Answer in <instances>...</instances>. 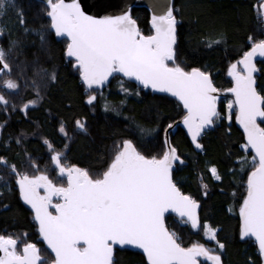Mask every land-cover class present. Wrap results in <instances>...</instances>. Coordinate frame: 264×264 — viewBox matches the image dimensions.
<instances>
[{
  "label": "trees",
  "instance_id": "1",
  "mask_svg": "<svg viewBox=\"0 0 264 264\" xmlns=\"http://www.w3.org/2000/svg\"><path fill=\"white\" fill-rule=\"evenodd\" d=\"M263 1L173 0L172 3L177 43L175 60L169 66L178 65L186 72L199 69L210 76L218 90L219 117L214 119V128L200 136L199 151L180 126L169 133L170 143L180 158L172 171V180L183 194L198 203L199 227L194 229L185 223L186 218L173 214L166 215L164 223L182 247L203 245L220 255L221 264H263L253 240L241 239L240 208L247 196L248 175L254 170L253 154L243 148L246 143L236 111L227 107L232 99L222 96L233 85L229 77L231 65L238 63L251 48L249 36L256 42L264 39L260 9ZM5 9L0 15V24L5 25L0 48L6 53L4 62L9 65L8 71L0 76V95L7 101L0 103V123L7 122L4 132L34 133L48 138L54 151L66 150L65 160L88 171L91 177L99 173L93 178H99L107 170L118 151L117 145L125 140L131 141L147 158L163 156L165 130L185 115L178 101L152 93L118 75L102 90L86 89L74 61L65 56L68 42L57 40L50 30L48 8L44 4L35 0H8ZM131 16L142 34L152 33L146 8H132ZM257 68L256 89L264 96V61L258 62ZM8 80L18 87H3ZM93 94L96 99L88 104L86 99ZM26 103H31L32 108L23 114ZM77 121L84 123V130L79 129ZM259 124L264 127V122ZM25 146L36 151L43 148L38 139L32 144L28 141ZM16 149L11 141L10 147L0 152V158L6 155L14 161L21 153ZM245 159L247 164L242 165ZM212 167L217 169L219 180L210 172ZM1 175L0 235L18 240V251L24 244H35L39 255L50 264L54 258L40 238L32 212L22 202L10 177ZM205 224L216 230V241L205 236ZM217 241L224 245L223 249L218 248ZM113 264L147 263L137 250L116 247ZM199 264L212 263L203 257L199 258Z\"/></svg>",
  "mask_w": 264,
  "mask_h": 264
},
{
  "label": "snow or ice",
  "instance_id": "2",
  "mask_svg": "<svg viewBox=\"0 0 264 264\" xmlns=\"http://www.w3.org/2000/svg\"><path fill=\"white\" fill-rule=\"evenodd\" d=\"M7 2L0 0V14ZM42 3L49 9L46 15L55 36L69 40L66 55L75 58L74 67L89 89L103 85L114 73H122L144 87L170 93L187 110L183 123L196 147L201 148L197 138L219 117L217 96L213 95L217 89L210 76L199 69L186 72L178 65L169 66L175 60L177 43V20L171 10L153 16L154 34L144 35L129 12L95 18L86 15L77 0ZM249 41L251 50L238 62L243 65V73L237 71V64L231 65L229 75L235 86L227 91L235 95L234 103L239 109L236 119L247 137L243 148L255 153L251 158L254 170L247 179V196L240 208L241 239L254 237L264 257V127L257 123L258 119L264 122V96L256 90L254 73L258 69L253 62L257 56L264 57V39L256 42L249 36ZM5 56L0 48V72L9 69ZM4 85L8 89L18 87L11 80ZM95 99L90 96L87 103L92 104ZM0 103L7 104L2 95ZM28 107L25 105V110ZM227 107L231 110L233 102ZM77 126L85 128L81 121H77ZM60 131H64L63 127ZM117 148L99 178L93 179L88 171L78 167L63 166L62 153L51 159L60 176H66L67 187L55 186L46 175L19 178L21 197L34 210L39 234L54 254L53 264H113L117 245L142 249L148 264H198V257L221 264L220 255L213 254L212 249L200 244L184 248L175 233L165 227L164 213L169 209L186 218L185 223L192 228L199 227L198 203L182 195L171 178L173 162L179 160L176 149L169 145L161 158H147L131 141L125 140ZM245 164L246 159L242 161ZM210 172L220 179L215 167ZM41 188L44 195H40ZM54 196L60 197L61 202L53 204ZM50 207L55 209V215ZM204 228L208 239L216 241V230L207 224ZM17 245L18 240L0 236V264H46L35 244H24L19 251ZM217 245L224 248L219 241Z\"/></svg>",
  "mask_w": 264,
  "mask_h": 264
},
{
  "label": "water",
  "instance_id": "3",
  "mask_svg": "<svg viewBox=\"0 0 264 264\" xmlns=\"http://www.w3.org/2000/svg\"><path fill=\"white\" fill-rule=\"evenodd\" d=\"M35 1H37V2H40V3H42V0H35ZM66 2H71V0H66ZM77 2L78 3H80V5H81V8H82V10L85 12V14L86 15H91V16H93V17H95V18H103L104 16H110V15H120V14H125V12H129L130 13V15H131V10H132V8H135V7H144V8H146L147 10H148V12H149V25H150V27L152 28V17L153 16H160V15H165L166 13H167V11L168 10H171L172 11V3H173V0H77ZM42 4H44V3H42ZM45 5V4H44ZM46 6V5H45ZM262 6H264V1H263V3L261 4V7H260V9H261V13H262V17H263V21H264V7H262ZM47 7V6H46ZM49 10V9H48ZM132 17V16H131ZM133 18V17H132ZM48 19H49V21H50V18L48 17ZM50 24H51V21H50ZM137 24V23H136ZM50 30L52 31V33L54 34V36H55V33H54V30H52L51 29V27H50ZM152 34H154V29L152 28V33L150 34V35H152ZM0 36H1V34H0ZM55 38L57 39V40H66L68 43H69V40L66 38V37H56L55 36ZM66 50H67V48H66ZM66 50H65V56H66V58L68 59V60H73L74 61V65H75V58H69V57H67V55H66ZM251 50V48L248 50V51H250ZM243 58V57H242ZM241 58V59H242ZM260 61H264V57H259V56H257V57H255L254 58V63H255V66H256V68H257V63L258 62H260ZM235 64H237V71L238 72H241V73H243V65H240L239 63H235ZM0 66H2V65H0ZM75 68H77V67H75ZM231 69V68H230ZM258 69V68H257ZM8 71V69H6V70H4L3 72H0V75L1 74H3L4 72H7ZM192 71V70H191ZM190 71V72H191ZM229 72H230V70H229ZM115 75H118V76H120L121 78H124L125 80H127V81H129V82H132V83H134V84H136L137 86H139V87H141V88H145V89H148V90H150L152 93H155V94H163V95H165V96H168V97H171V98H173V99H175L176 101H178L180 104H181V106H182V108H183V110H184V112H185V115L181 118V119H179V120H177L176 122H174L172 125H171V127H168L166 130H165V132H164V134H163V142H164V146H165V151L167 150V147L170 145L171 147H173L172 145H171V143H170V140H169V133L171 132V133H173L174 131H175V129L177 128V126H180L184 131H185V133H186V135H187V138H188V140L190 141V143L199 151V150H201V148H197L196 147V145H195V143L192 141V138H191V134L189 133V131H188V128H187V126L183 123V119H184V117L187 115V110L183 107V103L181 102V101H179L178 100V98H176V97H174V96H172L170 93H167V92H161V91H158V90H154V89H152L150 86L149 87H144L139 81H137V80H135V78H129V77H126V76H124L122 73H114L112 76H110L109 77V79L103 84V85H101V86H93V88L94 89H96V90H102L104 87H106L108 84H109V82H110V80L113 78V76H115ZM258 75V71L256 72V73H254V77H255V81H256V76ZM229 77L231 78V80H232V87H234L235 86V80H234V78L231 76V75H229ZM80 80H81V82H82V84L85 86V88L86 89H89L88 87H87V85L83 82V80H82V78H81V75H80ZM213 83V82H212ZM214 86V85H213ZM256 86V85H255ZM215 87V86H214ZM257 90V89H256ZM258 92V91H257ZM213 95H215V96H218V90H217V92L216 93H214ZM91 96H95L94 94L93 95H91ZM222 96H229L232 100H233V103L235 102V95L233 94V93H231V92H225V93H223L222 94ZM88 99H89V97L86 99V102L88 101ZM234 106H235V109H236V113H237V115H238V111H239V109H238V106L237 105H235V103H234ZM216 108H217V112H218V106H217V104H216ZM237 117V116H236ZM262 121L260 120V119H258L257 120V123H261ZM237 124L239 125V127L241 128V130H242V132H243V134H244V138H245V143H247V137H246V134H245V132H244V129H243V127H242V125H240V123L237 121ZM214 128V125H212V126H210V127H207L206 129H204L203 131H202V133H201V135L203 134V132L204 131H209V130H211V129H213ZM81 130V129H80ZM200 135V136H201ZM200 136L197 138V141H196V143H198V140H199V138H200ZM250 152H252V154L254 155L255 153H254V151L252 150V149H248ZM177 154V153H176ZM180 162V158H179V160H177V161H174L173 162V165H172V170H171V178H172V171H173V169H174V166L177 164V163H179ZM173 181V180H172ZM173 183L175 184V182L173 181ZM176 185V184H175ZM176 187L178 188V186L176 185ZM18 188H19V185H18ZM179 189V188H178ZM179 191H180V193L182 194V195H185V194H183L182 192H181V190L179 189ZM19 192H20V189H19ZM187 196V195H186ZM20 197H21V193H20ZM21 200L23 201V199H22V197H21ZM24 202V201H23ZM61 202V201H60ZM25 203V202H24ZM28 205V204H27ZM29 206V209H30V211L32 212V214H33V220H34V222L36 223V225H37V228H38V222L37 221H35V219H34V215H35V213H34V210L31 208V206L30 205H28ZM197 210H198V208H197ZM197 210H196V213H197ZM54 215L56 214L55 213V209H54V213H53ZM168 214H173V215H175V216H177V217H180V215H179V213L178 212H175V211H172L171 209H169L167 212H165L164 213V217L166 216V215H168ZM197 217H198V215H197ZM165 224V223H164ZM165 227H166V225H165ZM241 227H242V222H241ZM167 228V227H166ZM169 231V230H168ZM40 238H41V240L43 241V243H44V245L46 246V248H47V244H46V242L42 239V237L40 236ZM252 240H253V242L256 244V246H257V249H258V242L255 240V238L254 237H250ZM116 247H126V248H129V249H133V250H137L140 254H142L143 256H144V258H145V261H146V263L148 264V261H147V258H146V255L144 254V252H143V250L142 249H139V248H136V247H134V246H114V249L116 248ZM48 249V248H47ZM48 251L50 252V254L53 256V258H54V254H52L51 253V251H50V249H48ZM259 251V250H258ZM260 254V253H259ZM0 255H2V253H0ZM260 257H261V259H262V262H263V264H264V257H262L261 255H260ZM199 258H203V257H198L197 259H198V264H199ZM53 262H54V260L50 263V264H53ZM212 263V262H211Z\"/></svg>",
  "mask_w": 264,
  "mask_h": 264
},
{
  "label": "flooded vegetation",
  "instance_id": "4",
  "mask_svg": "<svg viewBox=\"0 0 264 264\" xmlns=\"http://www.w3.org/2000/svg\"><path fill=\"white\" fill-rule=\"evenodd\" d=\"M1 76V75H0ZM3 87L6 88V86L3 83ZM3 96V95H2ZM29 105V107L25 110L24 106ZM32 108L31 103H26L23 105V114L26 113L29 109ZM4 119V118H3ZM5 128H7V122L3 120V122L0 123V152L4 151V148L10 147V142L13 141V145L17 148V151H20V154H17V157L9 158L6 155L0 158V177L1 174H6L10 177V179L13 181V184L15 187L18 188V180L21 176L27 175L29 178H34L36 176L40 175H46L48 178L52 181V183L57 187H67V178L66 176L61 177L59 174V168L54 164L51 157L55 155L56 153H62L61 156V164L66 167H78L82 169L80 166L70 163L69 161L65 160L64 153L66 150L59 149L57 151H54L52 148V144L49 141L48 138H44L43 136H38L34 133H24L19 132L16 135H9L6 132H4ZM39 140L42 149L39 151L36 150H30L27 149L25 146V143L27 144L28 141H30V144H32L35 140ZM51 145V148L49 147ZM13 166L15 171H13ZM41 171L37 175H29V172L31 171ZM34 173V172H32ZM40 195H44V189H39ZM20 194V192H19ZM61 201L60 197H53L52 203H59ZM23 202V201H22ZM24 203V202H23ZM26 204V203H24ZM27 205V204H26ZM28 206V205H27ZM29 207V206H28ZM30 210V209H29ZM49 211L54 213L53 208H49ZM33 217V214H32Z\"/></svg>",
  "mask_w": 264,
  "mask_h": 264
},
{
  "label": "rangeland",
  "instance_id": "5",
  "mask_svg": "<svg viewBox=\"0 0 264 264\" xmlns=\"http://www.w3.org/2000/svg\"><path fill=\"white\" fill-rule=\"evenodd\" d=\"M5 8H4V11H3V14H4V12H5ZM0 15H2V14H0ZM5 28V25H2V24H0V30H3ZM7 88V87H6ZM229 97V96H228ZM232 102H233V100H232ZM233 110H235L236 111V109H235V106H234V103H233ZM41 171V169L39 170V171H31V172H29V175H37L39 172ZM32 172H34V173H32ZM99 175V173L98 172H95V173H93V177H97ZM92 177V178H93ZM93 179H95V178H93ZM206 225V224H205ZM208 225V224H207ZM0 236H3V235H0ZM205 236H206V234H205ZM5 238H8V237H10V236H4ZM207 237V236H206ZM208 238V237H207Z\"/></svg>",
  "mask_w": 264,
  "mask_h": 264
},
{
  "label": "bare ground",
  "instance_id": "6",
  "mask_svg": "<svg viewBox=\"0 0 264 264\" xmlns=\"http://www.w3.org/2000/svg\"><path fill=\"white\" fill-rule=\"evenodd\" d=\"M80 129V128H79Z\"/></svg>",
  "mask_w": 264,
  "mask_h": 264
}]
</instances>
